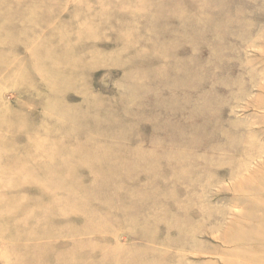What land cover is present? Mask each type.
I'll use <instances>...</instances> for the list:
<instances>
[{"label":"rangeland","instance_id":"1","mask_svg":"<svg viewBox=\"0 0 264 264\" xmlns=\"http://www.w3.org/2000/svg\"><path fill=\"white\" fill-rule=\"evenodd\" d=\"M0 264H264V0H0Z\"/></svg>","mask_w":264,"mask_h":264}]
</instances>
